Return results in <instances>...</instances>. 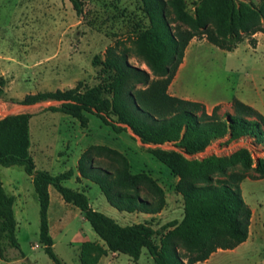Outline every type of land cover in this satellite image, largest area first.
<instances>
[{
	"label": "trees",
	"instance_id": "trees-1",
	"mask_svg": "<svg viewBox=\"0 0 264 264\" xmlns=\"http://www.w3.org/2000/svg\"><path fill=\"white\" fill-rule=\"evenodd\" d=\"M77 16L83 13L82 0H67ZM150 27L140 37L137 50L145 70L128 64L126 58L109 47L102 62L112 72L108 83L93 87L78 83L74 88L26 95L17 104L33 106L56 102L45 109L77 120L86 128L87 115H94L113 132L129 129L138 137L145 151L162 163L178 179L175 193L183 200V218L163 228L170 229L159 247V235L147 223L120 226L106 215L92 209L87 196L63 185L74 173L68 170L56 176L36 170L29 154V121L32 115L21 113L0 119V167H22L31 179L39 204V241L53 264H64L54 253L49 232L48 188L53 187L65 204L79 210L110 253L127 255L138 261L145 249L154 264H197L217 251L234 250L247 241L251 210L244 202L240 184L245 179H264V160L255 165L248 149L241 148L228 156L210 155L201 159L213 141L226 143L251 138L264 148V116L237 99L231 101L233 114L218 115L219 106L208 114L197 101L180 99L167 90L185 50L194 38H204L212 46L232 52L245 41L254 47L256 33L264 34V1L255 7L246 0H196L193 13L184 0H142ZM171 23L184 26L174 33ZM5 82L0 80V98ZM171 145L172 149L163 148ZM91 150L117 152L101 146L89 147L79 158L81 178L98 186L108 204L119 212L157 215L165 207L163 189L145 174L132 175L123 159L111 170L92 163ZM144 191V192H143ZM150 193L155 197L151 198ZM15 198L7 194L0 176V260L8 262L24 255L16 237ZM173 240L179 242L177 247ZM88 243H84L85 247ZM9 250L17 251L11 257ZM179 250L183 253L179 254ZM100 258L88 264H97ZM81 263H85L82 261Z\"/></svg>",
	"mask_w": 264,
	"mask_h": 264
},
{
	"label": "rangeland",
	"instance_id": "rangeland-1",
	"mask_svg": "<svg viewBox=\"0 0 264 264\" xmlns=\"http://www.w3.org/2000/svg\"><path fill=\"white\" fill-rule=\"evenodd\" d=\"M82 1L83 13L77 16L67 0H0V80L5 82L4 94L0 98V119L21 113L32 115L29 153L38 171L56 176L74 170L80 156L89 147L101 146L118 155L91 150L89 157L96 166L111 170L119 167L124 159L132 175L145 174L153 179L163 189L166 202L157 215L117 211L92 182L85 184L79 179H71L64 186L84 191L92 209L120 226L149 224L159 234L154 243L160 247L170 230L163 227L183 218V200L174 189L178 179L145 151L144 148L150 146L143 145L129 129L116 134L94 115H87L89 122L83 128L70 116L45 111L50 106H58L56 102L33 106L17 104L26 95L67 90L78 83L88 87L108 83L113 74L103 68L102 62L109 47L124 56L129 65L150 73L137 50L140 37L150 27L142 0ZM184 1L186 10L193 13L196 0ZM246 1L259 7L264 0ZM177 26L180 30L186 29L170 22L174 33L180 32ZM245 41L232 52H226L204 38L192 39L185 50L184 67L175 75L168 94L202 102L207 105L208 114L218 105L220 117L224 112L233 114L230 101L237 98L248 105L253 104L254 109L264 116V37L260 38L257 48ZM226 140L224 137L213 141L195 158L228 156L245 148L249 150L254 165L258 159L264 160V148L253 139L244 138L231 143ZM163 148L173 147L168 144ZM0 176L8 193L14 192L12 182L19 188L15 203L16 237L26 259L8 262L53 264L39 241V204L29 177L22 167H0ZM240 189L244 202L253 211L250 237L235 251L215 254L208 264H264V179H245ZM50 192V235L54 253L64 264H88L94 258H100L101 262L97 264H154L145 249L136 262L127 255H114L109 251L103 254L105 244L78 209L65 204L53 187ZM150 197L155 196L150 193ZM84 242L88 245L82 247ZM171 243L179 246L176 240ZM9 253L13 257L17 251L9 250ZM182 253L179 250L180 256Z\"/></svg>",
	"mask_w": 264,
	"mask_h": 264
},
{
	"label": "crops",
	"instance_id": "crops-1",
	"mask_svg": "<svg viewBox=\"0 0 264 264\" xmlns=\"http://www.w3.org/2000/svg\"><path fill=\"white\" fill-rule=\"evenodd\" d=\"M264 37V34H262V33H256L254 36H252V39H254L255 40V42H256V44H255V46H254V48H257L258 47V45H259V40H260V38H263ZM248 41V40H247ZM247 41H245V42H247ZM248 43V42H247ZM186 54H187V51H185V54H184V58H183V62H182V64L179 66V68H178V71H177V75H178V73H179V71L184 67V63H185V59H186ZM233 99H237V98H233ZM233 99H231V101L233 100ZM238 100V99H237ZM230 101V102H231ZM240 101V100H239ZM242 102V101H241ZM200 103H202V102H200ZM242 103H244V102H242ZM244 104H246V103H244ZM217 105V104H216ZM246 105H248V104H246ZM206 107H207V105H205ZM248 106H251L252 108H255V106L253 105V104H250V105H248ZM256 110V109H255ZM257 111V110H256ZM259 112V111H258ZM260 113V112H259ZM261 114V113H260ZM30 154V153H29ZM77 164H78V161H77ZM77 164H76V166H77ZM75 166V169L74 170H72L73 171V173H74V175H73V177L71 178V179H79L81 182H83V183H87V181L88 180H86V179H83V178H81L80 177V175H79V173H78V171H77V167ZM12 168H14V167H11V168H7V169H12ZM10 171H12V170H10ZM48 173V172H47ZM11 178V177H10ZM30 179V178H29ZM70 179V180H71ZM69 180V181H70ZM30 181H31V179H30ZM86 181V182H85ZM68 182V181H67ZM88 182H90V181H88ZM64 183L65 182H63V185H64ZM12 186H13V190H14V192L12 193V192H10V193H8L6 190V192H7V194L8 195H10V196H13L14 198H15V202H14V215H15V218L17 219V217H16V215H17V211H16V209H15V203H16V198L18 197V192H19V188H18V186L15 184V183H13L12 182ZM51 187V186H50ZM50 187L48 188V193H49V197H50V203H49V209H48V221H49V232H51V228H52V226H51V221H50V218H49V214H50V207H51V192H50ZM73 190H75V191H78V192H83L84 194H85V192L84 191H82V190H78L77 188H75V189H73ZM57 201H59L58 199H56ZM251 210V209H250ZM79 211V210H78ZM18 213H21V211L19 212L18 211ZM251 213H252V216H251V222L253 221V211L251 210ZM250 234H251V231H250V229H249V235H248V238L250 237ZM248 240V239H247ZM84 243H86V242H84ZM244 243H246V242H244ZM243 243V244H244ZM243 244H241L240 246H242ZM240 246H238V247H240ZM237 247V248H238ZM237 248H235L234 250H228V251H235ZM219 252H223V251H221V250H219V251H217L216 253H213L206 261H204V262H200V263H197V264H208L210 261H211V259H212V257L215 255V254H217V253H219ZM112 254H114V255H117V254H115V253H112ZM24 260H26L25 258H24ZM0 262H2L1 260H0ZM15 262V261H14ZM14 262H4L5 264H13ZM99 262H101V260L99 261Z\"/></svg>",
	"mask_w": 264,
	"mask_h": 264
}]
</instances>
